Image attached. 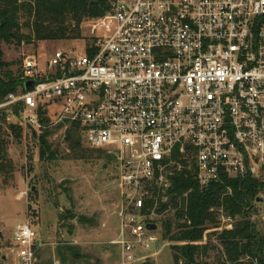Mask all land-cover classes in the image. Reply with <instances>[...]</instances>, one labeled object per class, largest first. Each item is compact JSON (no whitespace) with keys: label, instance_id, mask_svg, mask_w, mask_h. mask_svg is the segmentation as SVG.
Listing matches in <instances>:
<instances>
[{"label":"built area","instance_id":"1","mask_svg":"<svg viewBox=\"0 0 264 264\" xmlns=\"http://www.w3.org/2000/svg\"><path fill=\"white\" fill-rule=\"evenodd\" d=\"M108 3L83 55L55 51L43 67L25 56V92L0 109L20 105V126L36 135L39 114L63 131L75 125L89 149L109 157L117 264H139L155 254L145 252L161 240L158 221L176 211L157 212L176 174L190 172L201 186L223 177L264 183V0ZM11 239L17 264H35L36 231L23 223Z\"/></svg>","mask_w":264,"mask_h":264},{"label":"rangeland","instance_id":"2","mask_svg":"<svg viewBox=\"0 0 264 264\" xmlns=\"http://www.w3.org/2000/svg\"><path fill=\"white\" fill-rule=\"evenodd\" d=\"M91 22L82 23V38L78 40L19 46L0 44L3 59L14 62L11 69L16 71L27 55H35L42 67L55 51L81 56L82 43L90 36ZM4 109L7 112H4L5 122L0 120V141L13 171L6 176L0 172V259L6 255L9 259L6 264H17L9 248L12 231L15 226L28 223L40 242L35 264H117L119 249L112 241L119 228V193L108 162L89 151L82 138L80 147L72 153L63 130L50 138L52 150L57 151L55 158L41 160L31 132L19 124L22 108L18 118L13 116L12 107L0 110ZM50 109L53 116L60 112L56 107ZM9 125L22 128L19 139L10 132ZM257 198L262 200L252 202L249 218L264 234V192ZM168 218H172V213L165 214L162 220ZM232 224V220L221 216L219 227L208 229L202 244L210 242L221 251L216 236L210 234L231 229ZM171 245L182 244L160 240L154 250L145 252L146 255L155 253L153 257L139 264H173ZM69 248L74 249L77 258L64 253ZM216 254L210 252L205 262H212Z\"/></svg>","mask_w":264,"mask_h":264},{"label":"trees","instance_id":"3","mask_svg":"<svg viewBox=\"0 0 264 264\" xmlns=\"http://www.w3.org/2000/svg\"><path fill=\"white\" fill-rule=\"evenodd\" d=\"M108 0H0V44L41 43L78 40L82 38L81 25L87 20H97L109 11ZM23 19V22L21 20ZM26 31V33L24 32ZM22 63V61L20 62ZM14 62H6L0 48V104L9 94L25 92L21 79V64L16 71ZM20 105L12 107V114L19 116ZM0 110V120L5 122ZM45 125L33 140L41 160H53L57 154L52 150L50 138L63 130L64 125L49 126V119L39 114ZM16 139L22 128L8 126ZM70 141V151L80 147L81 134L72 125L65 131ZM1 137V126H0ZM89 149V148H88ZM110 164V159L101 151L89 150ZM11 162L6 158L0 141V172L12 173ZM264 192V183L250 177L227 178L206 186L199 185L190 172H181L171 179V185L163 195L166 202L158 204V213L176 210L172 218L159 220L163 241L177 242L171 245L173 264H264V234L259 232L249 218L251 204ZM232 220L231 229H223L216 236L221 251L210 242L202 244L208 229H217L220 217ZM210 252H216L212 262H205ZM73 258L78 255L69 248Z\"/></svg>","mask_w":264,"mask_h":264},{"label":"water","instance_id":"4","mask_svg":"<svg viewBox=\"0 0 264 264\" xmlns=\"http://www.w3.org/2000/svg\"><path fill=\"white\" fill-rule=\"evenodd\" d=\"M32 85H33V83L32 82H27L26 84H25V89H30L31 87H32ZM29 130H30V132H31V137L32 138H34L35 136H36V133H35V131L31 128V127H27ZM106 167V166H105ZM262 200V198H257V202L258 201H261ZM148 227V229L149 230H154L155 228H156V226L155 225H148L147 226Z\"/></svg>","mask_w":264,"mask_h":264}]
</instances>
